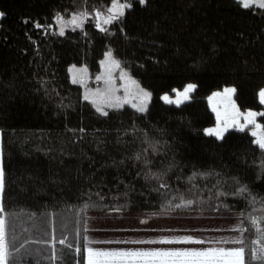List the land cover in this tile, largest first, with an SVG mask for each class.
I'll return each instance as SVG.
<instances>
[{
	"label": "trees",
	"instance_id": "16d2710c",
	"mask_svg": "<svg viewBox=\"0 0 264 264\" xmlns=\"http://www.w3.org/2000/svg\"><path fill=\"white\" fill-rule=\"evenodd\" d=\"M126 2L107 31L90 19L60 35L58 15L105 10L111 0H0L10 264H85V218L96 211H241L247 262L260 246L249 217L264 216V150L249 129L223 139L204 130L216 123L209 97L227 87L240 109L264 112V9L238 0ZM108 50L151 92L145 112L124 104L104 115L72 82V65L95 73ZM189 83L197 87L182 104L161 99Z\"/></svg>",
	"mask_w": 264,
	"mask_h": 264
},
{
	"label": "snow or ice",
	"instance_id": "6c2138e0",
	"mask_svg": "<svg viewBox=\"0 0 264 264\" xmlns=\"http://www.w3.org/2000/svg\"><path fill=\"white\" fill-rule=\"evenodd\" d=\"M141 4L146 3V0H140ZM238 3L245 9L251 8L253 5H257L259 8L264 9V0H238ZM131 3H121V0H111V6L107 8V15L105 16L101 12H97V18L102 19L103 24H111L112 22L122 18L125 15V9L131 8ZM4 14L0 13V17ZM80 15H85L81 13ZM78 16H74L70 21L71 24L80 27L78 23ZM39 26V25H38ZM101 31H105L100 23L96 25ZM64 34L63 28L60 30V35ZM103 63V62H102ZM107 63L111 67L119 68V62L112 58L111 52L107 53ZM111 67L106 69L105 76H98L97 80L104 79L107 87L103 92L97 90L92 95L95 99L91 102L96 106V110L104 115L107 112L103 111L102 105L107 107H121L122 104L128 103V96L131 93L128 84H125L124 91L125 97L121 100L120 97L115 96V92L118 89L114 86ZM86 70H81V78L73 76V83H83V74ZM126 74L121 75V79H125ZM129 83L136 87L137 92L134 94V98L140 100L139 104H133L132 107L136 108L139 112H145L147 110V103L151 98V93L140 88L135 80H129ZM197 85L189 83L183 87V90L173 89L176 98L172 99L169 95L165 94L161 99L167 104H182L187 101L192 93L196 89ZM236 89L234 87L225 88L223 92L213 93L209 97V102L212 104V111L216 113L217 125L215 128L205 129V133L209 136H215L217 139H223L224 133L229 127H237L239 131H244L249 125L253 126L252 136L256 137L255 143L258 147L264 150V126H261L256 122L257 116H264V112H241L235 102L232 100V96L235 94ZM88 100L89 95L84 97ZM216 98H223L224 110L223 113L218 109L217 104L213 103ZM259 98L261 104H264V89L259 92ZM243 120V123L240 121ZM4 188V171L0 167V193ZM246 189L242 188L241 192ZM5 208L0 204V264H10V257L12 253L9 250L8 242V221L5 218ZM249 223L252 228L255 229L258 239L254 243L260 245L259 247L252 248L249 252V259L246 262V249L243 246L240 247H208L204 249H183V250H152V251H101L92 248H87V255L84 258L86 264H251V260L260 261L264 264V216L262 217H249ZM161 243H204L201 240H193L191 237L184 240H162ZM59 245L66 246L69 252L72 251V245L68 244L66 239H60ZM225 243H229L225 241ZM233 244L244 245L243 239H236L231 241ZM23 247V245H21ZM55 246L53 245L52 255L50 260L56 261L59 257L55 252ZM80 248H75L76 253H80Z\"/></svg>",
	"mask_w": 264,
	"mask_h": 264
},
{
	"label": "crops",
	"instance_id": "0c3cea01",
	"mask_svg": "<svg viewBox=\"0 0 264 264\" xmlns=\"http://www.w3.org/2000/svg\"><path fill=\"white\" fill-rule=\"evenodd\" d=\"M0 167L2 166V150L0 151ZM0 193V204H2ZM134 212V213H100L88 212L85 218V257L86 249L101 251H152L204 249L208 247H240L231 243L243 239L236 229L210 226L205 229L186 227L188 220L200 217L198 212ZM215 214V213H213ZM212 215V214H207ZM216 215V214H215ZM218 215V214H217ZM188 217V218H185ZM181 218V219H180ZM185 219V220H184ZM182 220V221H180ZM185 222L181 226V222ZM163 222H169L167 223ZM241 235V234H240ZM191 237L204 243H161L162 240H184ZM228 241L229 243H225ZM86 264V260H85Z\"/></svg>",
	"mask_w": 264,
	"mask_h": 264
},
{
	"label": "rangeland",
	"instance_id": "374dc122",
	"mask_svg": "<svg viewBox=\"0 0 264 264\" xmlns=\"http://www.w3.org/2000/svg\"><path fill=\"white\" fill-rule=\"evenodd\" d=\"M121 3H126V0H121ZM255 6H257V5H255ZM98 11L103 13L105 16L108 14L107 13V9H105V10H95L93 13H89V12H86V11H80V12H77V13H72L70 15H58L57 18H56V26H57L58 32L60 33L61 28H63L64 33L67 30L82 29L84 27V25L86 24V22L88 20H90V19L95 21L96 25H97V23H100L101 26L104 29H106L105 31H107L113 22L111 24H103L102 19H98L97 18L96 13ZM81 13H84L85 15H80ZM74 16H78L79 17L78 23L81 24L80 27H77V26H75V25L70 23V21L73 19ZM108 52H111L112 58L119 62V65H120L119 68L111 67V65L107 63V53ZM102 62H101L100 70L95 72V73L91 72L86 65H72L70 67V74H71L72 80H73V76L74 75L77 77V79H80L81 78V75H80L81 70H86V73H84L83 77H82L83 78V83H79V84L83 88L84 97H85V95H89V97H90L89 100L90 101L92 99L96 98L95 96L92 95L93 93H96L97 90H100L101 92H103L104 89L107 87V85L105 84L104 79L97 80V77L98 76H105L106 75V69L108 67H111L112 80H113L114 86L118 89V91L115 92V96L120 97L121 100H123L124 97H125V91H124V87L123 86L125 84H128V86L130 88V91H131L132 94H130L127 97L129 102L128 103H124V104L133 105V104H139L140 103L139 99L134 98V94L137 92V89H136L135 86H133V85H131L129 83V80H135L140 88L150 92L147 88H145L137 79H135L129 73V71L120 63V61L117 58L114 57L112 50H108L106 52ZM122 74H126L125 79H121V75ZM192 84H194V83H192ZM227 88H230V87H227ZM224 89H222L220 91H216V92H223ZM177 90H183V89H177ZM216 92H214V93H216ZM165 94L169 95L172 99L176 98L174 92L172 94H170V93H165ZM190 97H191V93H190ZM190 97H189V99H190ZM222 99L223 98H216L213 101V103L217 104L218 109L223 113L224 102H222ZM150 100H151V98L149 99V101L147 103V106H148ZM232 100L237 105V103H236V101L234 99V95L232 96ZM124 104H122V105H124ZM209 104H210V106L212 108V104L210 102H209ZM102 107H103V111H106L108 108H112V107H107L106 105H102ZM237 107L240 109V107L238 105H237ZM240 111L241 112H247V111H253V110H242V109H240ZM253 112H256V111H253ZM215 116H216V113H215ZM256 122L261 125V123L257 120V118H256ZM240 123H243V120H241ZM216 125H217V119H216L215 125L210 126L208 128H215ZM232 128L238 129L237 127H229L228 130L232 129ZM246 129H249L250 132L252 133L253 126L249 125ZM255 139H256V137H255ZM0 151H1V131H0ZM96 212H100V213H116V214H120V213H123V212L124 213H134V212H128V211H108V212L96 211ZM160 212H170V211H160ZM182 212H185V211H182ZM188 212H198L196 214L200 215V217L196 218V220H188V221H186L187 222L186 224H188V225H186V227L189 226L190 228L202 229L203 230V229H205L207 227H210L212 225L219 226V228H222L223 226H225V227H227V226L231 227L232 226L231 229H236L235 231H237L239 233V236L240 237H244V214L241 211H188ZM188 212L185 213V214H189ZM213 213H215L216 215L213 214ZM207 214H212V215H207ZM185 218H188V217H185ZM180 221H182V220H180ZM163 223H167V225H168L169 222H163ZM184 224H185L184 221H183V223L181 222V226H184Z\"/></svg>",
	"mask_w": 264,
	"mask_h": 264
}]
</instances>
